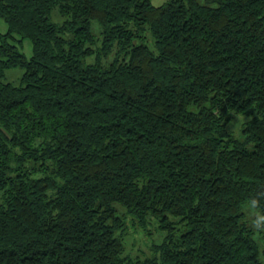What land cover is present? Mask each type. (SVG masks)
I'll return each mask as SVG.
<instances>
[{"label": "trees", "instance_id": "trees-1", "mask_svg": "<svg viewBox=\"0 0 264 264\" xmlns=\"http://www.w3.org/2000/svg\"><path fill=\"white\" fill-rule=\"evenodd\" d=\"M0 18V264H264V0H0ZM127 218L157 221L151 256L125 255Z\"/></svg>", "mask_w": 264, "mask_h": 264}, {"label": "rangeland", "instance_id": "rangeland-1", "mask_svg": "<svg viewBox=\"0 0 264 264\" xmlns=\"http://www.w3.org/2000/svg\"><path fill=\"white\" fill-rule=\"evenodd\" d=\"M167 0H152V4L154 6H160ZM204 0H197L198 3L202 4ZM52 20L57 22L58 20L61 21L58 13L56 10L52 12L51 15ZM0 22H5L0 19ZM98 24L96 21H92L91 23V31L93 34H97L98 31ZM148 46H151L148 43ZM23 52L30 53L28 47L23 48ZM17 75H21V71L18 69L10 70L6 73V80L13 82L16 84L17 82ZM245 117L243 115H237L231 120L228 124V129L234 133L235 136H239L241 124L245 121ZM232 133V134H233ZM1 201V200H0ZM246 209H249L247 207ZM256 213V209L253 210ZM257 214V213H256ZM249 218L251 219L254 214H248ZM261 218V217H260ZM253 221V220H252ZM264 222V220H261ZM264 232V230H263ZM121 237L123 238V243L125 245V255H128L132 260L136 259H144L145 257L151 256L150 247L151 243H160L164 234L158 230V223L156 220L149 218V222L147 226L140 227L133 219H126L125 229L123 232H119ZM261 237V236H260ZM261 249L264 251V240L260 242ZM262 261L264 263V255L262 256Z\"/></svg>", "mask_w": 264, "mask_h": 264}, {"label": "crops", "instance_id": "crops-1", "mask_svg": "<svg viewBox=\"0 0 264 264\" xmlns=\"http://www.w3.org/2000/svg\"><path fill=\"white\" fill-rule=\"evenodd\" d=\"M1 19V18H0ZM7 30H8V27H7V25L6 24H3V22H0V35H4V34H6L7 33ZM28 47V49L30 50V53H25V52H23V48L24 47ZM22 52L25 54V56L27 57V58H29V57H31V55H32V45L30 44V42H28V41H24L23 42V44H22ZM20 75H17V78L19 77Z\"/></svg>", "mask_w": 264, "mask_h": 264}]
</instances>
